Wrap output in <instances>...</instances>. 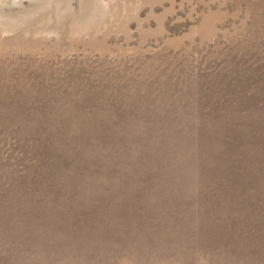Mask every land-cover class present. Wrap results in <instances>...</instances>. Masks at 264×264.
<instances>
[{
  "label": "rangeland",
  "instance_id": "rangeland-1",
  "mask_svg": "<svg viewBox=\"0 0 264 264\" xmlns=\"http://www.w3.org/2000/svg\"><path fill=\"white\" fill-rule=\"evenodd\" d=\"M0 264H264V0H0Z\"/></svg>",
  "mask_w": 264,
  "mask_h": 264
},
{
  "label": "bare ground",
  "instance_id": "bare-ground-1",
  "mask_svg": "<svg viewBox=\"0 0 264 264\" xmlns=\"http://www.w3.org/2000/svg\"><path fill=\"white\" fill-rule=\"evenodd\" d=\"M5 1H10V0H5Z\"/></svg>",
  "mask_w": 264,
  "mask_h": 264
}]
</instances>
